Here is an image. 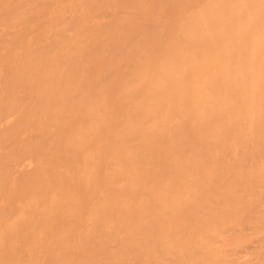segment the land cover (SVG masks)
<instances>
[{"label": "bare ground", "instance_id": "obj_1", "mask_svg": "<svg viewBox=\"0 0 264 264\" xmlns=\"http://www.w3.org/2000/svg\"><path fill=\"white\" fill-rule=\"evenodd\" d=\"M0 264H264V0H0Z\"/></svg>", "mask_w": 264, "mask_h": 264}]
</instances>
